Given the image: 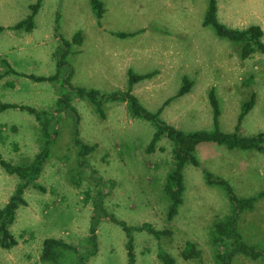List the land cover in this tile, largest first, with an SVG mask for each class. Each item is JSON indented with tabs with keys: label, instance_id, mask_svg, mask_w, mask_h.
Wrapping results in <instances>:
<instances>
[{
	"label": "rangeland",
	"instance_id": "rangeland-1",
	"mask_svg": "<svg viewBox=\"0 0 264 264\" xmlns=\"http://www.w3.org/2000/svg\"><path fill=\"white\" fill-rule=\"evenodd\" d=\"M40 1L32 32L11 29ZM100 1L105 8L101 19L90 0H0V27H5L0 30V73L10 65L17 72L53 75L60 37L72 41L80 32L81 44H73L67 56L75 87L111 93L128 88L130 69L138 74L155 72L153 78L136 84L134 93L150 111L171 99L162 117L173 126L186 132L213 130L209 93L214 90L223 132L244 137L264 132V55L244 59L240 43L205 26L209 0ZM218 6L220 21L231 28L260 25L264 19V0H218ZM117 32L136 34L122 38ZM185 78L193 85L189 93L178 96ZM61 93L59 82H35L15 73L0 79L3 103L53 111ZM253 93L256 104L240 122L242 104ZM72 104L81 115V140L97 145L87 164L97 171L98 180L79 165L78 148L72 141L73 121L61 117L50 157L37 179L46 192L33 186L26 189L28 205L17 210L10 228L18 245L11 249L0 245V264H44L41 251L50 237L86 250L98 193L108 211L129 225L148 222L170 232L159 236L134 232L135 264H164L160 249L174 258V264H218L215 224L226 220L233 208L223 187L206 183L203 170L226 178L239 197L249 198L264 191V152L230 149L214 142L199 144L196 156L201 166L186 164L184 203L169 221L170 199L164 186L175 166L171 142L165 138L155 152L148 153L155 126L134 118L125 102H106L105 118L86 98L73 94ZM44 143L33 115L19 109L0 112L1 158L27 164ZM19 181L0 165V209ZM239 229L247 243L264 251V196L243 211ZM98 237L99 252L88 264H127V236L120 225L103 218ZM189 241L201 250L200 257L184 259L182 251ZM77 258L67 251L59 264H77ZM233 264H264V255L252 259L237 254Z\"/></svg>",
	"mask_w": 264,
	"mask_h": 264
},
{
	"label": "trees",
	"instance_id": "trees-1",
	"mask_svg": "<svg viewBox=\"0 0 264 264\" xmlns=\"http://www.w3.org/2000/svg\"><path fill=\"white\" fill-rule=\"evenodd\" d=\"M90 2L96 11L97 17L101 19L105 13L104 3L100 0H90ZM41 5V1L37 4L31 5V14L26 19L15 24L11 29L32 32L35 28V18L39 13ZM218 11V0H209V7L203 24L205 26H213L219 36L227 38L232 42L240 43L242 45L241 55L244 59L251 57L255 53L264 54V30L261 26L253 25L245 29L231 28L220 21ZM4 29L5 27H0L1 31ZM115 34L122 38H126L135 35L136 33L117 32ZM82 39L83 37L80 32L74 36L72 41L60 37L61 44L56 51L57 71L53 75L38 76L17 72L10 65L5 73H0V79L4 78L5 75L9 73H15L23 77H28L35 82H59L60 87L62 88V93L59 96L56 102V108L53 111L37 109L23 104L0 102V112L7 109H19L27 111L33 115L39 122L42 136L45 138V143L41 146V150L34 156V159L27 164H14L0 157L1 167L9 175H16L20 180L8 203L0 209V245L5 249H11L18 245V240L13 235L10 228L16 221L17 210L21 206L28 205L25 198L26 189L33 186L46 192V187L38 183L37 179L43 172L45 164L50 157V145L58 136L59 131L57 125L61 117L71 118L73 121L72 141L78 148L79 165L90 171L92 177L97 179V171L94 170L90 164H87L88 155L94 152L97 145L85 144L80 138L78 126L81 121V115L78 109L72 104L73 94L78 97L86 98L95 106L96 111L103 118L106 117L104 110L105 103L113 101L127 103L128 111L134 118H142L150 121L155 126V132L150 144L147 146L148 153L155 152L158 149L160 142L165 138L171 142L175 166L172 171L168 173L164 186V191L170 199V205L167 212L169 221H172L178 215L180 206L184 203V192L186 190L184 169L186 164L191 163L197 167L201 166V162L196 156V150L199 144L214 142L226 145L230 149H255L264 152V132H259L254 136L244 137L238 132L226 133L219 128L221 110L218 97L214 90H211L209 93V101L213 110L214 129L186 132L168 123L162 117L164 107L171 101V99H168L157 111H150L145 108L140 98L134 93L135 85L141 81L153 78L155 72L138 74L130 69L128 71V88L125 90L113 91L111 93H103L97 89L75 87L71 82L73 70L68 65L67 56L71 52L73 44H81ZM64 69H66L67 72L63 73ZM192 85L193 83L185 78L184 85L179 91L178 96H184L189 93ZM255 104L256 94L253 93L250 99L242 104V111L239 117L240 122L254 108ZM203 173L207 184L218 185L224 188L233 208L231 215L226 220L219 221L215 224L214 243L218 246V249L220 247V250H218L216 255L218 264H233V259L237 254H243L252 259H257L260 256H263L264 251L244 240L239 229V224L243 211L250 209L258 199L262 198L264 196V191L249 198H242L236 194L231 183L226 178L216 175L207 169H204ZM99 196L100 193L94 197L95 202L90 225V235L88 238L89 247L86 250H81L77 246L72 245L61 238H47L43 242L40 256V259L44 264H59V260L67 251L73 252L78 256L77 264H88V261L99 252L98 229L100 221L103 218L109 219L120 225L126 232V247L128 254L127 264L136 263L134 232L147 231L155 236H159L161 233H170L165 230L160 231L148 222L141 225H129L126 221L119 219L115 214L109 212L104 205V197L101 196L99 198ZM89 197L90 194H87L88 199ZM158 255L164 264L175 263L174 258L163 249L159 250ZM200 255L201 250L191 241L187 242L182 251V256L186 260L200 257Z\"/></svg>",
	"mask_w": 264,
	"mask_h": 264
},
{
	"label": "crops",
	"instance_id": "crops-1",
	"mask_svg": "<svg viewBox=\"0 0 264 264\" xmlns=\"http://www.w3.org/2000/svg\"><path fill=\"white\" fill-rule=\"evenodd\" d=\"M219 9H220V6H219ZM219 12H220V11H218V16L220 15ZM219 19H220V18H219ZM259 24H260L259 26H261L262 29L264 30V19L261 20V22H260ZM263 40H264V37H263ZM258 54H260V55H264V54H262V53H255V55H258Z\"/></svg>",
	"mask_w": 264,
	"mask_h": 264
}]
</instances>
